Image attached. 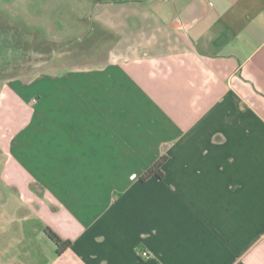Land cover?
I'll list each match as a JSON object with an SVG mask.
<instances>
[{
    "label": "crops",
    "instance_id": "1",
    "mask_svg": "<svg viewBox=\"0 0 264 264\" xmlns=\"http://www.w3.org/2000/svg\"><path fill=\"white\" fill-rule=\"evenodd\" d=\"M19 1L26 25L47 6ZM86 4L89 22L110 33L105 62L67 66L62 75L38 79L36 88L15 82L0 97L6 119L9 105L41 94L32 115L37 135L51 136L52 166L64 164L57 150L68 147L69 165L86 168L85 179L67 182L59 202L43 192L47 207L70 216L66 228L54 230L71 244L47 264H264V0ZM27 127L0 126L5 179L25 190L30 182L48 187L37 173L29 178V166L39 164ZM96 153L106 156L95 174L123 184L122 197L136 187L133 219L107 235L97 234L98 216L73 218L76 207L66 199L75 183H91ZM161 153L163 177L141 180ZM81 187H74L75 199L88 194Z\"/></svg>",
    "mask_w": 264,
    "mask_h": 264
},
{
    "label": "rangeland",
    "instance_id": "2",
    "mask_svg": "<svg viewBox=\"0 0 264 264\" xmlns=\"http://www.w3.org/2000/svg\"><path fill=\"white\" fill-rule=\"evenodd\" d=\"M54 1L59 0H46L45 11L41 9L37 12L39 14L36 17L37 23L26 25L25 5L21 1L0 0V97L7 96V91H11V86L15 82L22 86L33 84L36 88L35 82L38 79H51L54 75H62L67 66L76 64L91 66L105 62L106 49L111 41L108 36L110 33L89 22L87 17L89 8L87 4L84 5L88 0H60L62 7L52 10L49 7ZM38 89L40 90L41 87ZM37 93H34L35 97H31L32 103H12L9 106L14 107V110L6 109L5 112L10 115L8 114L6 119L0 117V126L6 125L12 129L26 126L30 128L29 133L33 142L29 144V149L30 152L35 153L29 155L39 167L30 165L27 169L28 175L29 178L34 179L37 173L48 184L47 187L30 182L28 189L25 190L24 187L22 188L23 184L14 183L15 180L6 181L5 155L0 153V264H47L48 260L56 255L55 244L45 240L46 234L44 238L42 235L46 226L56 231L66 228L70 216L67 210L53 211L52 205L47 207L50 200L47 201L44 196L42 197L43 192L51 196L53 194L59 202L60 198H65L63 193H68L71 180L85 179L86 176L81 174L86 168L75 169L74 165H69V160H66L70 154L68 147L60 150L56 147L59 152L56 157L61 158L64 164L52 166V161L56 158L52 160L53 153L49 151L53 149V144H48L51 136L48 133L37 135L38 121L32 115L33 110H36L32 105L38 99ZM21 115L27 116L26 119L21 120ZM49 122L52 124V120ZM49 126L52 129V126ZM42 139L46 141L44 144ZM78 154L83 156L81 161L89 160L88 153L78 152ZM105 156L104 153L94 155L93 166L88 167L93 171L89 173L91 183L74 185V187L82 186L81 191L88 188V194L83 199L81 198L83 194L76 196L75 199L76 193L73 187L71 195L66 197L67 201H70V204L74 203L76 207L73 210L78 217L71 215L76 220L99 217L96 223L99 235H107L112 227H118L126 218L133 219L134 203L130 200L136 190V187L128 189L130 196L122 197L120 192L123 191V184L110 179V176L106 175L102 178L95 174L101 171V167L96 165L97 161ZM68 181L70 184L67 183ZM149 191L147 189L145 193ZM80 226L83 229L85 224L82 222Z\"/></svg>",
    "mask_w": 264,
    "mask_h": 264
},
{
    "label": "trees",
    "instance_id": "3",
    "mask_svg": "<svg viewBox=\"0 0 264 264\" xmlns=\"http://www.w3.org/2000/svg\"><path fill=\"white\" fill-rule=\"evenodd\" d=\"M167 159V155L162 153L140 176L141 180H145L151 175H155L158 178H162L164 175L163 165ZM45 234L55 244L56 255H61L71 244V240L68 238H62L58 233L46 226Z\"/></svg>",
    "mask_w": 264,
    "mask_h": 264
},
{
    "label": "built area",
    "instance_id": "4",
    "mask_svg": "<svg viewBox=\"0 0 264 264\" xmlns=\"http://www.w3.org/2000/svg\"><path fill=\"white\" fill-rule=\"evenodd\" d=\"M140 255H141L142 257H144V258H147V257H148V252L145 251V250H142V251L140 252Z\"/></svg>",
    "mask_w": 264,
    "mask_h": 264
}]
</instances>
